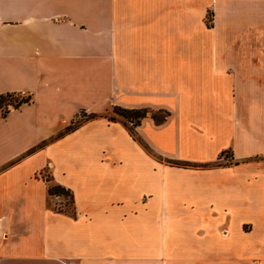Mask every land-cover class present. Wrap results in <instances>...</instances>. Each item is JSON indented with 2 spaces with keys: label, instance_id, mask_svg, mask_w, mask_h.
Segmentation results:
<instances>
[{
  "label": "crops",
  "instance_id": "1",
  "mask_svg": "<svg viewBox=\"0 0 264 264\" xmlns=\"http://www.w3.org/2000/svg\"><path fill=\"white\" fill-rule=\"evenodd\" d=\"M7 94L30 102L0 108V145L26 143L0 170V233L28 237L35 218L41 245L0 246V264L248 257L264 225V0H0ZM117 108L146 110L136 138ZM47 170L72 214L49 206Z\"/></svg>",
  "mask_w": 264,
  "mask_h": 264
},
{
  "label": "rangeland",
  "instance_id": "2",
  "mask_svg": "<svg viewBox=\"0 0 264 264\" xmlns=\"http://www.w3.org/2000/svg\"><path fill=\"white\" fill-rule=\"evenodd\" d=\"M215 15H216V11L215 9L210 8L207 12V24L208 25H213L214 21H215ZM15 97V96H14ZM20 97V96H19ZM9 97H6V99H8ZM7 102L8 101H4L3 103V107L2 109L6 112L9 110V108L7 107ZM10 109H13V107H10ZM8 115V114H7ZM133 118L131 119V123H127L129 125V127L131 128V132L133 134V136L136 138L138 136V132H137V126L135 125L136 122L139 121V118L136 117V115H132ZM16 117L11 116L10 117V122L14 123V119ZM78 124V122L74 125L76 126ZM74 126H72L71 128H73ZM42 143H38L36 145L33 146H29L22 154H20L19 156H30L31 157L28 160H25L23 163L26 164H31L32 161H34L36 159V157L38 155H40L39 152L41 151V149H39L41 147ZM26 147V143L22 142L20 143V141L18 140H14L13 143H8V144H1L0 145V170L4 169L8 166V164H10L11 162L14 161V159H8L10 156H12L13 154H16L18 152H20L22 149H24ZM39 152V153H38ZM230 151L227 150V152H225L223 154V157L221 158V161L217 162L219 164H225L226 162H229L230 160ZM25 156V157H26ZM172 164H176L172 161ZM178 165V164H177ZM192 165V164H190ZM23 166L25 167L26 165L23 164ZM9 173V171L4 172L3 175L0 176V181L3 180L5 178V176H7ZM41 177H43L45 180H47L50 184L51 187H54L55 184L52 182L51 176L47 171H43V173H41ZM48 203L49 206L55 210H59V211H63V212H68V213H73L74 208H73V197L72 194L69 190L65 189L63 191V193L61 194H55V195H50L49 199H48ZM264 212H257L255 211V216L258 214H262ZM32 228L33 234L25 237L24 235H11L9 240H6V238H4L5 235L9 234V231L7 232H1L0 233V246H3L4 249H6L7 252H11L12 255H17L19 253L18 247L16 246L20 241H22L23 243L28 242L31 245H35L33 246V249L35 251V249H40V247L38 245H41V241H38V239L36 238L37 233H36V229L39 228V226L36 225L35 223V218L32 219V221L29 224ZM6 229L8 230V227H6ZM252 242L248 243V251H250V254L248 255L247 258H240V262L242 264H264V225H255V230L252 234ZM48 244V241H47ZM19 246V245H18ZM32 248H30V252H32ZM35 260H33L32 258H28V261H25L23 259H21L20 257H16L14 258V260L10 261V264H22V263H27V264H36Z\"/></svg>",
  "mask_w": 264,
  "mask_h": 264
},
{
  "label": "trees",
  "instance_id": "3",
  "mask_svg": "<svg viewBox=\"0 0 264 264\" xmlns=\"http://www.w3.org/2000/svg\"><path fill=\"white\" fill-rule=\"evenodd\" d=\"M20 95L21 94L0 95V108L3 107L4 101L7 100L6 97H13L15 100H18ZM29 102H30V98L29 97L22 98L21 99V103L16 107V109L19 108L22 104L29 103ZM115 110H118V112L121 115H123L124 117H126V118H133L132 115H136V117L141 118V117H143L146 114V110L145 109L144 110H128V109L117 108ZM6 112H9V110L6 111ZM158 120H160V119H158ZM173 162L178 164V165H190L189 162H184V161H173ZM64 190H65V188L60 186V185H55L54 187L50 186L49 194L50 195L61 194V193H63Z\"/></svg>",
  "mask_w": 264,
  "mask_h": 264
},
{
  "label": "built area",
  "instance_id": "4",
  "mask_svg": "<svg viewBox=\"0 0 264 264\" xmlns=\"http://www.w3.org/2000/svg\"><path fill=\"white\" fill-rule=\"evenodd\" d=\"M22 98H27V97L25 95H20L18 100H15L13 97H9L6 100V101H8L6 105L9 108V110H12V109H10V107H13V109H15L21 103Z\"/></svg>",
  "mask_w": 264,
  "mask_h": 264
}]
</instances>
